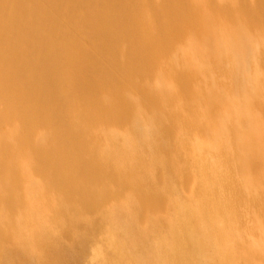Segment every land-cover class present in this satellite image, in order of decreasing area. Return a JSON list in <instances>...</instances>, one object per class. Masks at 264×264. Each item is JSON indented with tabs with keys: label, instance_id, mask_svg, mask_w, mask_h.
Returning a JSON list of instances; mask_svg holds the SVG:
<instances>
[{
	"label": "bare ground",
	"instance_id": "6f19581e",
	"mask_svg": "<svg viewBox=\"0 0 264 264\" xmlns=\"http://www.w3.org/2000/svg\"><path fill=\"white\" fill-rule=\"evenodd\" d=\"M0 264H264V0H0Z\"/></svg>",
	"mask_w": 264,
	"mask_h": 264
}]
</instances>
